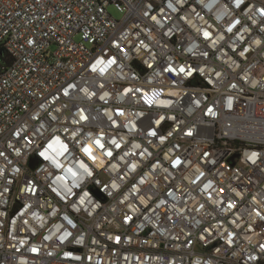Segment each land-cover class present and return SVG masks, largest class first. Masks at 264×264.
I'll use <instances>...</instances> for the list:
<instances>
[{"label":"built area","instance_id":"built-area-1","mask_svg":"<svg viewBox=\"0 0 264 264\" xmlns=\"http://www.w3.org/2000/svg\"><path fill=\"white\" fill-rule=\"evenodd\" d=\"M0 47V264H264V0H0Z\"/></svg>","mask_w":264,"mask_h":264},{"label":"rangeland","instance_id":"rangeland-1","mask_svg":"<svg viewBox=\"0 0 264 264\" xmlns=\"http://www.w3.org/2000/svg\"><path fill=\"white\" fill-rule=\"evenodd\" d=\"M107 10L110 12V14L117 19L122 18L123 12L117 9V7L112 3H107Z\"/></svg>","mask_w":264,"mask_h":264},{"label":"trees","instance_id":"trees-1","mask_svg":"<svg viewBox=\"0 0 264 264\" xmlns=\"http://www.w3.org/2000/svg\"><path fill=\"white\" fill-rule=\"evenodd\" d=\"M10 62V56L6 52V50L0 47V66L4 67Z\"/></svg>","mask_w":264,"mask_h":264},{"label":"water","instance_id":"water-1","mask_svg":"<svg viewBox=\"0 0 264 264\" xmlns=\"http://www.w3.org/2000/svg\"><path fill=\"white\" fill-rule=\"evenodd\" d=\"M0 70H1V67H0Z\"/></svg>","mask_w":264,"mask_h":264}]
</instances>
